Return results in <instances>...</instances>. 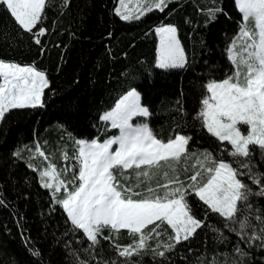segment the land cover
<instances>
[{
    "label": "snow or ice",
    "instance_id": "snow-or-ice-1",
    "mask_svg": "<svg viewBox=\"0 0 264 264\" xmlns=\"http://www.w3.org/2000/svg\"><path fill=\"white\" fill-rule=\"evenodd\" d=\"M174 2L179 0H138L133 8L128 0H118L114 14L122 21H138L153 11L165 12ZM69 4L70 0H62L61 7ZM52 5L53 0H0V7L20 30L35 38L36 45H42L40 38L48 32L43 24ZM234 5L240 19L225 48L231 71L223 79L213 78L202 85L191 125L187 121L178 125L191 126L215 138L221 145L217 155L208 149L199 153L190 150L191 134L177 131L166 141L158 138L146 120L152 112L136 88L128 90L100 117L118 130V135L102 142L98 137L76 139L71 156L66 150L62 152L65 167L58 169L36 144L33 155L48 161L47 166L40 170L28 163L27 167L38 173L40 186L50 191L52 202L66 215L69 232L82 233L87 241L83 253L89 259H82L75 249L69 252L76 264H100L101 260L103 264H140L133 257L149 251L167 260L177 245L193 239L205 226L217 234L218 245L227 248L229 238L208 223L210 214L222 218L237 242L231 251L217 248L209 256L200 254L198 264H205V260L207 264H251V252L245 249L264 251V216L252 203L253 197L264 198V173L254 171L257 164L253 160L258 152L264 161V0H234ZM194 6L209 22L223 12L218 7ZM185 23L191 20L186 18ZM154 32L159 38L156 67L165 71L185 69L189 60L177 26L161 24ZM46 89H50L48 76L34 63L21 65L0 59V122L13 110L44 107ZM176 104L180 117H186L181 102ZM225 154L230 159L226 160ZM21 155L19 149L13 153L17 158ZM189 160L194 161L190 175ZM69 172L71 179L63 178ZM157 178L163 183L157 180L153 186ZM6 203L0 193V207ZM196 207L204 209L203 219L195 215ZM105 230L108 235H104ZM122 230L133 238L130 244L115 242ZM101 240L112 241L110 248L119 259H103L102 249L97 252ZM69 246L70 242L65 245ZM31 254L42 258L39 249Z\"/></svg>",
    "mask_w": 264,
    "mask_h": 264
},
{
    "label": "trees",
    "instance_id": "trees-1",
    "mask_svg": "<svg viewBox=\"0 0 264 264\" xmlns=\"http://www.w3.org/2000/svg\"><path fill=\"white\" fill-rule=\"evenodd\" d=\"M117 1L70 0L69 6L62 8V0H53L43 24L48 32L40 38L42 45H36L35 38L20 30L0 7V59L34 63L45 71L50 81L44 107L13 110L0 122V193L7 202L0 207V264H76V258L69 255L72 249L82 259H89L83 253L86 239L82 233L69 232L71 225L66 223V215L52 202L50 191L40 186L38 173L27 164L40 169L46 162L33 155L37 143L53 163L62 167V152L66 150L71 156L77 138L98 137L102 142L118 135V130L100 117L131 88L141 93L142 103L150 108L152 115L146 120L158 138L166 141L177 131L191 134L194 139L190 150L219 153L221 145L215 138L191 126L178 125L185 121L191 125L203 94L202 85L213 78L223 79L231 71L225 48L240 19L234 0H179L163 13L153 11L132 22L122 21L114 14ZM194 4L202 9L222 8L223 12L209 22ZM186 18L191 20L190 24L185 23ZM161 24L177 26L189 60L185 69L165 71L156 67L159 38L154 29ZM177 100L188 114L186 117L181 118L176 111ZM18 149L22 152L20 158L13 156ZM225 159L230 158L225 154ZM253 160L257 164L254 171L264 173V161L258 152ZM193 162L187 161L189 175ZM183 165L181 161L180 167ZM243 179L250 184L247 177ZM157 180L163 183L157 178L152 181L153 186ZM252 203L264 216V198L253 197ZM194 213L197 218H204L203 208H194ZM208 223L229 238L227 248L219 246L217 234L205 226L193 239L177 245L167 254V260L154 257L151 251L133 260H139L140 264H198L196 258L202 253L209 256L217 248L221 252L231 251L237 237L225 229L222 218L210 214ZM253 223L260 226L255 220ZM167 233L162 239H167ZM104 235H108L107 230ZM132 239L122 230L115 242L127 245ZM111 243L101 240L97 252L101 253L102 249L103 259H119L110 248ZM155 244V240L151 241L152 247ZM189 248L193 249L191 253ZM34 249H39L42 258L31 254ZM245 250L251 252V264H264L261 259L264 251L255 247Z\"/></svg>",
    "mask_w": 264,
    "mask_h": 264
},
{
    "label": "rangeland",
    "instance_id": "rangeland-1",
    "mask_svg": "<svg viewBox=\"0 0 264 264\" xmlns=\"http://www.w3.org/2000/svg\"><path fill=\"white\" fill-rule=\"evenodd\" d=\"M128 2H129V5H130V7H135L136 6V4H137V2H138V0H128ZM116 6H118V1H117V5ZM10 62H14V61H10ZM17 63H19V62H17ZM21 65H31V64H25V63H20ZM37 68V67H36ZM38 69V68H37ZM38 70H41V69H38ZM137 122H139V121H137ZM242 131H245V129H242ZM77 139H84V138H77ZM87 140V139H86ZM90 141V140H89ZM42 148V147H41ZM42 150H43V148H42ZM34 151H35V149L33 150V153H34ZM44 151V150H43ZM45 152V151H44ZM47 155V154H46ZM49 161H51L52 163H53V161L51 160V158L49 157ZM47 163H48V161H46V162H43V164H42V167L40 168V170H42L44 167H46L47 166ZM66 166V162L65 161H63V165H62V167H58L57 166V168L59 169V168H63V167H65ZM63 178H65V179H71V172H69L68 174H66Z\"/></svg>",
    "mask_w": 264,
    "mask_h": 264
}]
</instances>
